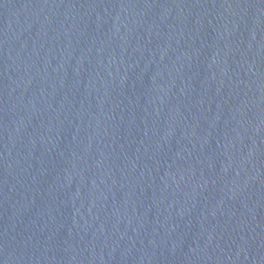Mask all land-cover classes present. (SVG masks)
<instances>
[{"label":"water","instance_id":"1","mask_svg":"<svg viewBox=\"0 0 264 264\" xmlns=\"http://www.w3.org/2000/svg\"><path fill=\"white\" fill-rule=\"evenodd\" d=\"M0 264H264V0H0Z\"/></svg>","mask_w":264,"mask_h":264}]
</instances>
